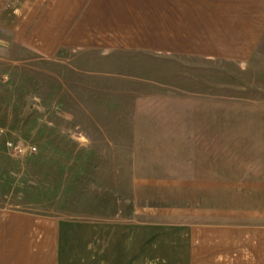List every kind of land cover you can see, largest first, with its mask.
<instances>
[{"label": "crops", "instance_id": "crops-1", "mask_svg": "<svg viewBox=\"0 0 264 264\" xmlns=\"http://www.w3.org/2000/svg\"><path fill=\"white\" fill-rule=\"evenodd\" d=\"M263 37L264 0H0V49L41 59L242 64ZM146 81L107 87L128 99L85 126L115 147L109 168L84 171L108 181L90 187L89 211L0 206V264H264V103Z\"/></svg>", "mask_w": 264, "mask_h": 264}, {"label": "rangeland", "instance_id": "rangeland-1", "mask_svg": "<svg viewBox=\"0 0 264 264\" xmlns=\"http://www.w3.org/2000/svg\"><path fill=\"white\" fill-rule=\"evenodd\" d=\"M117 58V63L116 57L105 62L64 51L41 59L14 48L0 49V206L64 215L89 211L90 187L100 191L108 181L84 171L109 168L106 163L114 162L101 158L115 147L101 138L85 139L91 130L85 126L114 118L128 99L107 96L109 86L135 88L150 78L154 88L264 103V37L242 64L186 56L151 55L127 62ZM113 105L111 111H100ZM120 195L115 198L120 200ZM106 210L109 216L115 212Z\"/></svg>", "mask_w": 264, "mask_h": 264}]
</instances>
